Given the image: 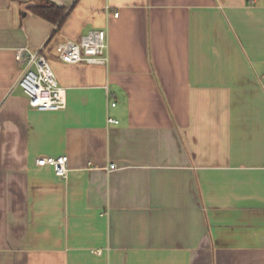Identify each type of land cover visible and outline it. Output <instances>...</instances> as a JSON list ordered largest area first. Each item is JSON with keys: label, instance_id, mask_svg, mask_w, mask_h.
I'll return each instance as SVG.
<instances>
[{"label": "crops", "instance_id": "1", "mask_svg": "<svg viewBox=\"0 0 264 264\" xmlns=\"http://www.w3.org/2000/svg\"><path fill=\"white\" fill-rule=\"evenodd\" d=\"M43 1L0 0V264H264V0ZM90 29L108 63L61 61ZM43 46L62 109L18 85Z\"/></svg>", "mask_w": 264, "mask_h": 264}, {"label": "built area", "instance_id": "2", "mask_svg": "<svg viewBox=\"0 0 264 264\" xmlns=\"http://www.w3.org/2000/svg\"><path fill=\"white\" fill-rule=\"evenodd\" d=\"M117 14V13H116ZM58 58L65 63H86L106 65L109 61V43L106 29H90L78 39H66L55 47ZM45 47L31 50L28 47L16 49V60L22 67L18 85L24 90L29 104L40 110H57L67 106L66 90L59 83ZM115 105V102L112 103ZM110 122H117L109 118ZM38 165H50L57 176H68V156H41ZM116 164H109L115 168Z\"/></svg>", "mask_w": 264, "mask_h": 264}, {"label": "trees", "instance_id": "3", "mask_svg": "<svg viewBox=\"0 0 264 264\" xmlns=\"http://www.w3.org/2000/svg\"><path fill=\"white\" fill-rule=\"evenodd\" d=\"M32 10L45 19L59 24L67 16L64 7L49 0H44L41 4L32 6Z\"/></svg>", "mask_w": 264, "mask_h": 264}]
</instances>
